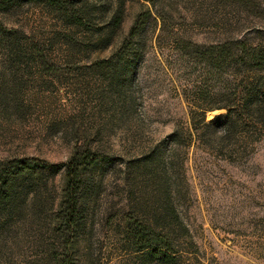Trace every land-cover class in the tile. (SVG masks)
I'll use <instances>...</instances> for the list:
<instances>
[{
    "label": "rangeland",
    "instance_id": "1",
    "mask_svg": "<svg viewBox=\"0 0 264 264\" xmlns=\"http://www.w3.org/2000/svg\"><path fill=\"white\" fill-rule=\"evenodd\" d=\"M63 1L78 22L68 23L57 3L0 6V159L47 164L46 208L74 146L102 157L80 247L93 264L138 262L123 212L165 226L163 234L176 220L171 236L181 250L185 228L193 248L181 264H264V125L217 129L207 143L196 138L190 114L196 106H242L251 88L264 89L263 64L251 59L264 54V0ZM128 41L132 76L107 74L98 62ZM173 130L176 143L167 138ZM47 222L14 230L1 253L33 260Z\"/></svg>",
    "mask_w": 264,
    "mask_h": 264
},
{
    "label": "trees",
    "instance_id": "2",
    "mask_svg": "<svg viewBox=\"0 0 264 264\" xmlns=\"http://www.w3.org/2000/svg\"><path fill=\"white\" fill-rule=\"evenodd\" d=\"M14 1L16 0H0V6L4 7ZM29 1H42L51 5L57 3V7L61 6L60 9L67 14L68 23H76L80 19L79 14L67 11V5L63 0ZM144 1L154 3V0ZM79 10L80 8L76 12ZM80 13L82 12L80 11ZM146 13L147 11L141 12L136 16L128 37L131 38L135 35L138 31V24ZM112 21H114V26L118 23L117 14ZM127 44L129 45L127 46ZM130 44V41L125 45L122 43L107 59L98 62L100 66H104L107 74L117 75L119 76L117 78L121 79L132 76L136 52L130 53L128 50ZM251 59L252 63L258 61L257 65L263 64L264 69V54L257 57L251 56ZM257 65L255 64V66ZM251 89L250 92H246L242 106L237 104L235 106L230 104L209 107L196 106L197 108L190 113L192 129L196 133V138L211 143L213 141L212 134L217 129H222L224 135H227L233 129L238 131L244 125L252 128L263 126L264 89L260 91L256 88V90ZM213 109H224V113L212 120H206L205 112ZM195 117L198 118V122H195ZM177 136L178 130H173L167 135V138L170 142L176 143ZM101 162L102 157L89 145L74 146L69 158L62 164V180L57 197L45 208L43 190L46 184L41 175L47 164L29 157L0 159V235L4 234L0 245L12 238L15 234L14 230H22L30 224L39 225L38 223L43 217L48 218L45 229L49 232L47 239L43 241L44 250L33 260L29 261L26 258L17 260L12 253L5 255L0 251V264H93L92 254L88 250L83 253L82 250L84 251L85 248L81 250L80 247L83 241H87L86 227L92 215L91 207L96 194L95 185L98 183V176L92 174V171L100 166ZM123 216V228L128 242L138 254V262H131L133 264H150L152 262L181 264L185 258L184 253L193 248L185 228H183L185 250L178 248L177 240L171 236L175 237L172 232L173 228L177 227L176 220L170 221L169 231L163 234L161 230L165 226L157 230L158 228L151 223L132 220L133 218L128 213L123 212ZM16 223V226H11Z\"/></svg>",
    "mask_w": 264,
    "mask_h": 264
}]
</instances>
